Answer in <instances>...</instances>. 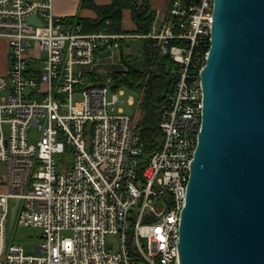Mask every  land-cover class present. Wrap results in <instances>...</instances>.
Listing matches in <instances>:
<instances>
[{
	"label": "built area",
	"instance_id": "obj_1",
	"mask_svg": "<svg viewBox=\"0 0 264 264\" xmlns=\"http://www.w3.org/2000/svg\"><path fill=\"white\" fill-rule=\"evenodd\" d=\"M213 7L214 0H170L140 36L151 70L162 56L176 68L156 114L159 136L148 137L138 111L117 107L112 80L94 81L99 54L117 51L121 62L122 41L133 36L85 32L56 15L52 0H0L10 57L0 75V264H179ZM138 94L140 106L145 88ZM12 203L19 226L41 230L34 253L8 244ZM111 234L117 250L106 244Z\"/></svg>",
	"mask_w": 264,
	"mask_h": 264
},
{
	"label": "water",
	"instance_id": "obj_2",
	"mask_svg": "<svg viewBox=\"0 0 264 264\" xmlns=\"http://www.w3.org/2000/svg\"><path fill=\"white\" fill-rule=\"evenodd\" d=\"M200 79L179 264H264V0H214Z\"/></svg>",
	"mask_w": 264,
	"mask_h": 264
},
{
	"label": "trees",
	"instance_id": "obj_3",
	"mask_svg": "<svg viewBox=\"0 0 264 264\" xmlns=\"http://www.w3.org/2000/svg\"><path fill=\"white\" fill-rule=\"evenodd\" d=\"M87 6L94 7L99 16L94 20H86L68 18L70 22L84 24L87 31H101L107 28L108 31H120L123 19L124 9H130L132 12V20L136 24L135 32L137 34H147L151 30L154 21L155 12L150 8V0H112L107 6H97L91 0H84ZM110 21L109 26L107 22ZM113 23V24H112ZM82 24V25H83ZM84 29V30H85ZM127 42H125L126 44ZM134 43V42H133ZM124 44V42H123ZM146 42H140V48L137 47L142 57L134 53L123 56L122 64L126 69H115L113 72L102 75L94 74V81L103 85L108 79H111L115 88L129 87L135 91H141L145 88V95L142 102L144 115L141 117L139 126L148 137L159 136L157 131V111L164 101L165 94L170 91L172 86L171 66L172 60L167 56L158 59L148 76L152 65L151 56L147 54ZM145 136V135H144Z\"/></svg>",
	"mask_w": 264,
	"mask_h": 264
},
{
	"label": "crops",
	"instance_id": "obj_4",
	"mask_svg": "<svg viewBox=\"0 0 264 264\" xmlns=\"http://www.w3.org/2000/svg\"><path fill=\"white\" fill-rule=\"evenodd\" d=\"M91 1L97 6H107L112 2V0H91ZM138 1L139 3L142 2V0H138ZM169 3L170 0H150V8L155 12V17L153 21L154 24L157 18H160L167 11V7ZM52 8H53V12L56 15L62 16L66 19L68 18L80 19L85 22L86 20H94L99 16V12H97L94 7L87 6L86 3H84V0H52ZM128 19L131 20V23L129 22V24L127 23ZM82 24L81 26L83 27L84 30L86 27L84 26V24L83 25ZM107 24L111 25V22ZM121 26L122 27L120 31H109V32L133 36L126 38V40L122 41L123 56H127L129 54L134 53L135 55H139L142 57L143 55L137 47L140 48L141 47L139 45L140 42L141 41L144 42L145 40L142 37H140L142 34H137L134 31L136 28V24L132 20V12L130 9H124ZM84 31L90 33H96L101 31H108V30L106 28L101 31H87L86 29ZM125 42L127 43L125 44ZM9 69H10V57L8 54V47L5 40L2 37H0V75L7 74L9 72Z\"/></svg>",
	"mask_w": 264,
	"mask_h": 264
},
{
	"label": "rangeland",
	"instance_id": "obj_5",
	"mask_svg": "<svg viewBox=\"0 0 264 264\" xmlns=\"http://www.w3.org/2000/svg\"><path fill=\"white\" fill-rule=\"evenodd\" d=\"M128 16V15H127ZM131 23V20L128 19L127 23ZM4 39V38H3ZM6 44L7 41L4 39ZM8 47V44H7ZM99 64L93 68L94 74H102L107 75L111 72H113L115 69H126L123 68V64L119 61L118 53L114 54V56H108L103 57L99 59ZM171 73L174 74L175 72V65L172 64ZM152 71V70H151ZM120 93H119V102L117 107L121 108L126 114H129L131 116H134L136 112H139V115L142 117L144 115V109L142 108V103L139 105V94L134 89H131L129 87H120ZM79 96H75V100H79ZM131 98H133V102L130 103ZM143 102V100H142ZM19 207H13V203L10 207V215L9 220L7 223V241L10 245L12 241L18 244H22L25 248L27 253H34V248L40 243V236H41V230L37 227H21L18 225V214H19ZM136 214V211H134L133 218ZM63 236H71L72 233L69 231H64L62 233ZM106 244L109 248L113 250H117L119 246L118 236L115 234L108 235L106 237Z\"/></svg>",
	"mask_w": 264,
	"mask_h": 264
}]
</instances>
